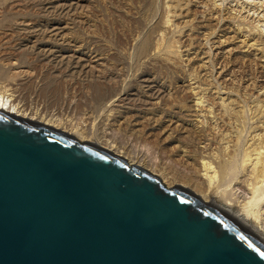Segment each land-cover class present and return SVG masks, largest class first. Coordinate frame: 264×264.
I'll return each instance as SVG.
<instances>
[{
	"label": "rangeland",
	"instance_id": "rangeland-1",
	"mask_svg": "<svg viewBox=\"0 0 264 264\" xmlns=\"http://www.w3.org/2000/svg\"><path fill=\"white\" fill-rule=\"evenodd\" d=\"M3 87L264 224V0H0Z\"/></svg>",
	"mask_w": 264,
	"mask_h": 264
},
{
	"label": "water",
	"instance_id": "water-1",
	"mask_svg": "<svg viewBox=\"0 0 264 264\" xmlns=\"http://www.w3.org/2000/svg\"><path fill=\"white\" fill-rule=\"evenodd\" d=\"M0 264H264V243L190 189L0 108Z\"/></svg>",
	"mask_w": 264,
	"mask_h": 264
},
{
	"label": "bare ground",
	"instance_id": "bare-ground-1",
	"mask_svg": "<svg viewBox=\"0 0 264 264\" xmlns=\"http://www.w3.org/2000/svg\"><path fill=\"white\" fill-rule=\"evenodd\" d=\"M6 88H8V87H6ZM2 90L0 91V108H2L3 110L8 111L9 113H14L15 115H19V116L31 119V120L39 121L41 123L53 126L54 128H58L64 132L72 134L79 141L87 140V141L92 142L90 140L89 136L85 135L84 131H79L78 128H76L75 126L70 127L69 125L66 124V122L62 121L61 119H59L57 117H54L53 115H47V114L43 113L42 111L40 112L39 110H32L31 108L27 107L25 104H23L17 98V96H15L13 94H8V91L10 90V88H9V90H5V88H4V91H2ZM93 143L113 152L116 155L124 157L127 160L128 165L135 164V165H138V166L144 168L141 165V161H140L141 159L140 160L137 159L138 156H137V158H135V156L130 158L123 151V149L116 147L115 144L112 142L104 141V142H93ZM261 153L262 152H256V155H254L257 158V163L255 165V171H256V174L258 176H262L264 174V163L261 162L262 159L260 158ZM146 170H148V169H146ZM148 171L150 173L154 174V172H151L152 170L151 171L148 170ZM156 175L161 179V181L164 183V185L166 187H172V186L177 184L175 182V180H173L172 178H169V177L167 178V177H165L163 175L161 176L159 174H156ZM214 175H215V173H214ZM257 183H259V181ZM254 186H253V188H254ZM256 186H258V185H256ZM255 188H258V187H255ZM251 190H254V189H251ZM206 194H207V191H206ZM196 195H198V194H196ZM200 197L204 202L220 209L221 211L226 213L228 216H230L231 218H233L234 220H236L237 222L242 224L244 227H246L250 232H252L257 238H259L264 243V224L259 220L260 218L258 219L257 217H255L254 213H249L248 210L246 209V207H241V210H239V212L238 211L236 212L232 209V206H234L238 202H235L231 198H228V197L225 198V201L222 204H220L214 200H208V196L205 194L201 195ZM223 199H224V197H223ZM249 203L250 202H247V203H245V205L247 204L246 206H248ZM250 219H252L251 222H249ZM252 222H253V224H252ZM261 232H263V234H261Z\"/></svg>",
	"mask_w": 264,
	"mask_h": 264
}]
</instances>
